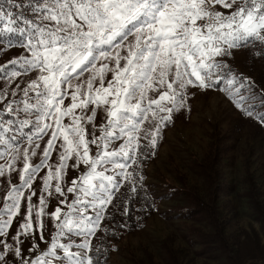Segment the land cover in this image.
Here are the masks:
<instances>
[{"label": "snow or ice", "instance_id": "obj_1", "mask_svg": "<svg viewBox=\"0 0 264 264\" xmlns=\"http://www.w3.org/2000/svg\"><path fill=\"white\" fill-rule=\"evenodd\" d=\"M217 5L230 11H219ZM17 8L0 6V53L20 46L29 54L0 65V177L18 170L20 180L10 184L0 206V237L22 214V201L26 210L12 238L17 246L0 239V264H8L10 257L20 258V264H98L89 255L90 237L123 182H134L128 169L139 166L137 153L155 148L173 113L186 107L189 87L219 86L236 107L264 122V111H257L264 108V95L253 92L252 82L222 59L249 42L264 44V0H26ZM33 71L36 78L25 87L9 90L18 77ZM97 110L106 117L100 135L93 123ZM5 114L15 118L5 120ZM24 127L31 128L23 137L28 147H21L16 135ZM44 136L49 138L41 161L33 164L30 157ZM116 141L121 142L113 148ZM56 150L59 161L53 170L48 161ZM69 160L87 171L67 187L74 194L70 202L57 182L54 190L65 197L59 201L65 208L46 212L47 198L41 194L37 206L32 203L36 192L25 195L24 189L31 190L37 173L48 167L41 193L48 192L52 181L63 180ZM46 215L56 232L48 247L29 260L18 246L20 237L31 235L29 252L37 249V235L44 241ZM71 236L82 239L76 243Z\"/></svg>", "mask_w": 264, "mask_h": 264}, {"label": "rangeland", "instance_id": "obj_2", "mask_svg": "<svg viewBox=\"0 0 264 264\" xmlns=\"http://www.w3.org/2000/svg\"><path fill=\"white\" fill-rule=\"evenodd\" d=\"M216 8L225 13L230 11L219 5ZM245 46L232 50L229 56L231 61L226 56L222 59L234 73L252 82L253 92L264 95V45L260 48L262 59L254 62L244 51ZM2 47L0 44V48ZM27 55L29 54L23 47H12L0 53V65L13 58ZM15 68L20 71L21 67L16 65ZM36 75L35 71L23 74L9 85V90L14 89L17 84L21 88L25 87L27 82L36 78ZM86 77L87 74L84 78ZM108 79H111V74L106 77V82ZM2 84L3 81H0V85ZM187 91L188 115L182 113L166 129L156 157L146 167L145 184L155 199L156 212L146 219L138 231L123 235L115 243L107 264H170V250H174L184 264L228 262L225 255H213L205 250L200 232L210 228L199 216L191 212L186 195V189H197L201 195L209 196L200 163L214 150L215 145L217 150L221 151V161L217 167L220 173V186L214 198L220 216L229 221L225 233L230 250L240 264H258L260 261L258 258L264 252V122L246 115L219 86L207 90L189 87ZM68 103L70 98L65 100V104ZM256 103H259V100ZM3 107L4 104H0V108ZM257 111H264V108H258ZM4 118L15 117L5 114ZM105 118V113L97 110L93 122L97 126L96 135H100L99 125L105 122ZM67 122L65 119V123ZM150 124L146 123L145 126ZM88 127L91 129V125ZM48 138L44 136L41 139L40 148L44 144L43 141L47 143ZM120 142H114L112 147H118ZM92 150L94 154L95 146H92ZM20 161L23 162L22 159ZM58 161L59 150H56L52 152L48 164L54 170ZM73 163L74 161L69 160L63 180L52 181L53 186L48 192L43 193H41L43 177L47 175L48 167H42L37 173L32 189H24L25 195L35 191L36 196L32 197V203L38 206L39 197L43 194L48 200L46 212L49 213L58 205L65 208V205L59 204L65 197L55 193L54 185L57 182L61 183L70 202L74 194L67 193V187L71 186L74 178L87 171L85 165L81 164L74 168ZM13 174L17 175L15 172ZM9 175L0 177V181L8 180ZM256 200L262 204L260 211L254 206ZM25 210L26 202L22 201L21 213L23 214ZM22 214L14 219L11 236L2 239L14 246L17 245L12 238L17 234L20 224L24 222ZM43 220L44 241H40L37 235L35 241L39 245L37 249L29 252L33 245L31 235L20 237L22 243L18 246L22 249V255L29 260L34 259L48 247L52 235L56 232L52 219L46 215ZM33 223L35 224V217ZM94 236L90 237L91 241ZM71 239L79 243L82 237L71 236ZM60 240L63 243L69 242L67 237H61ZM72 250L79 251L75 247ZM8 264H20V258L10 257Z\"/></svg>", "mask_w": 264, "mask_h": 264}, {"label": "trees", "instance_id": "obj_3", "mask_svg": "<svg viewBox=\"0 0 264 264\" xmlns=\"http://www.w3.org/2000/svg\"><path fill=\"white\" fill-rule=\"evenodd\" d=\"M23 3H26V0H0V6L4 7L6 10L11 9L13 11H19L17 5ZM27 14L28 13L25 12V15ZM263 45L264 44H261L259 41L249 42L246 44L244 51L249 54L252 62L262 59L263 54L261 53L260 48L263 47ZM253 52L255 56H253ZM226 58L231 61L229 56H226ZM9 67H11V65H9ZM19 70L20 72H23L22 68ZM187 110L188 108L184 107L178 112L173 113L171 123H166V125L162 128L161 136L158 139L155 148H151L149 146L143 148L141 152L137 153L139 166L133 164L128 169L133 172L134 182H123V185L120 187V191L117 194L118 198L114 199L113 203L107 207L105 218L101 221L97 234L91 241V251L89 252V255L93 256L94 261L98 258V264H107L108 257L114 249L115 243L119 241L123 235L138 231L143 226L146 219L156 212L155 199L145 184L146 167L156 157L158 150L163 143L166 129L170 127L173 121L176 118H179L182 113L184 115H188ZM20 117V119L26 118L23 114H21ZM147 127H152V124ZM30 132V127H24L23 131L16 133V135L22 138L21 147H28L27 141L23 140V137ZM37 142L40 143L41 140H38ZM43 143L44 144L41 148L35 149L37 153L36 156L30 157L31 163H40L42 150L46 145L44 141ZM141 144L146 145L148 144V141L141 139ZM214 147V150L207 154L205 159L200 163L201 170L205 175V184L207 186L209 196L207 195V197H205L204 195H201L197 189H186V195L190 203L191 212L199 216L210 228L207 231L200 232V237L207 253L209 252L213 255H225L228 262L221 264H240L238 259L232 255L230 245L226 237L225 228L229 221L227 218L220 216V212L214 198L215 192L220 186V173L217 167L220 165L221 161V151L217 150L216 145ZM0 163H4V161L0 160ZM128 163L131 164V161H128ZM16 167L17 169L22 167V162L20 160L16 162ZM13 172L17 175L15 176ZM13 172L9 175L8 180H3L4 182L0 181V206L3 205V198L5 193L9 190L10 184L20 183L18 178L19 171L17 170ZM141 176L143 177L142 180L140 179ZM15 177H17V179H15ZM133 186L137 189L135 192L131 191ZM261 205V202H258L257 200L254 201V206H256L259 211L262 209ZM12 230L13 228L11 226L8 236H11ZM169 257L170 264H184L181 260H179L174 250L169 251ZM258 259L260 260L258 264H264V252Z\"/></svg>", "mask_w": 264, "mask_h": 264}, {"label": "crops", "instance_id": "obj_4", "mask_svg": "<svg viewBox=\"0 0 264 264\" xmlns=\"http://www.w3.org/2000/svg\"><path fill=\"white\" fill-rule=\"evenodd\" d=\"M8 237V235L7 236H5V237H0V239H6Z\"/></svg>", "mask_w": 264, "mask_h": 264}]
</instances>
